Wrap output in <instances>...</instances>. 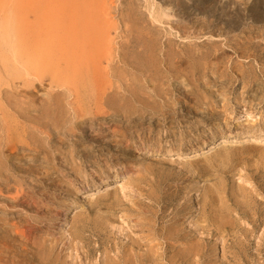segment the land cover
Wrapping results in <instances>:
<instances>
[{
	"label": "rangeland",
	"instance_id": "1",
	"mask_svg": "<svg viewBox=\"0 0 264 264\" xmlns=\"http://www.w3.org/2000/svg\"><path fill=\"white\" fill-rule=\"evenodd\" d=\"M14 1L0 0V22L7 18L15 21L25 15L29 6L27 0L17 7ZM104 1L109 6L110 16L116 17H111L113 27L108 32L111 44L106 56L109 54L111 61L102 60L108 69V81L105 82L108 92L116 85L117 71L123 73L121 79L125 86L149 89L155 86L159 89L160 85L167 95L154 96L155 109L168 102L170 105L166 103L165 107L170 108L171 113L165 118L143 116V119L129 121L116 115L100 113L94 116L95 106L91 105L92 112L88 113L86 104L84 107L77 103L79 99L75 96L74 99L73 96H60L57 101H52L55 106H47L48 93L52 89L65 91L67 86L60 83L65 85L68 79L62 81L63 78H58L54 79L58 84L50 83L48 73L41 84L34 76L25 75V69L11 59L6 46L8 42H0V264H264V140L258 144H228L211 152L195 154L192 159L194 173L186 172L181 166L183 158L152 155L153 149L173 147L177 140L188 139L190 135L186 127L197 130L210 109L220 123L229 118V112L241 111L242 114L248 112L246 114L258 116L255 126L249 127L245 123L234 130L264 131V0H212L209 14L214 11V16L206 14V19L198 11L195 13L194 4L207 0ZM130 1L134 6L131 7ZM149 1L154 4H148ZM124 2L130 7H125ZM148 6L152 7L151 10L157 8L154 13L169 6L167 13L172 16H158V23L152 19ZM130 17L136 18L137 25ZM214 17L218 19L213 20ZM29 18L31 20V16L27 20ZM224 19H228L229 24ZM128 23L136 27L132 25L129 29ZM144 23H147L146 27ZM126 24L128 30H123ZM206 24L208 28L201 29ZM133 28L135 33L139 32H136L138 29H143L144 33L134 35ZM225 30L227 33L223 32ZM127 31L132 36L125 38ZM209 35L215 37L213 41ZM144 39L152 42L149 45L157 51L154 53L153 49L154 55L147 53L155 57V63L159 62L151 68L144 66L145 51L143 58V55L135 58L129 54H135L133 50L142 43L144 45ZM131 41L140 43L139 47L132 50ZM121 46L125 51H119ZM170 48L175 49L176 56H169ZM117 51L132 57L136 63L124 55L129 65L125 64V71H116V60L120 55L123 57ZM5 56L10 59L6 60ZM156 56L162 59L157 60ZM110 63H115V68ZM3 65L10 66L5 68ZM135 67L138 68L136 71ZM148 76L151 80L146 79ZM109 77H113L112 80ZM110 84L113 85L109 87ZM2 89L12 91V97L5 98ZM200 101L199 107H194V103ZM101 126L104 127L101 129ZM112 165H119V171L124 169V176L120 181L91 191L88 198L71 212L73 223L68 238L64 239L54 209L71 190L70 182H76L92 166L103 174ZM214 241L220 247V254L212 252Z\"/></svg>",
	"mask_w": 264,
	"mask_h": 264
},
{
	"label": "bare ground",
	"instance_id": "2",
	"mask_svg": "<svg viewBox=\"0 0 264 264\" xmlns=\"http://www.w3.org/2000/svg\"><path fill=\"white\" fill-rule=\"evenodd\" d=\"M7 1V0H6ZM17 1V2H16ZM23 0H15L14 1V5L17 7ZM118 1V0H117ZM126 1V0H125ZM133 1V0H132ZM181 1V0H180ZM187 1V0H186ZM189 1V0H188ZM187 1V2H188ZM233 1V0H232ZM262 1V0H261ZM10 2V1H9ZM111 2V1H110ZM119 2H122L121 0H119ZM127 2V1H126ZM134 2V1H133ZM136 2V1H135ZM191 2V1H189ZM197 2V0H196ZM199 2V1H198ZM212 0H207V1H203L202 3H195L194 7H195V13L196 11H198V14H201L203 16V18L205 17L206 14H209V10L211 9V5L212 4ZM215 2V1H214ZM231 2V1H230ZM264 2V1H263ZM27 3H29V6L26 8L25 10V15H20V18H17L15 21H13L11 18H7L4 19L0 22V42L1 44L3 43H7V49L10 52L11 55V59H14V62L16 61L17 65L19 64V67H22V69H25V75L29 76H34V78L36 80H38V82H41L43 79L45 78V75L49 73V82L52 83L54 81V79H62V81H64V78L68 79L64 83H60V85L62 84V86H67L65 91H61L60 89H55L52 92L50 91V93H48V103L46 104L47 106H55L53 105L54 100H58L60 96L63 97H69L72 98L71 96H73L72 99H79L77 103L80 104H86V107L88 108V113L92 112L90 109L91 105L95 106V110L93 109L94 106H92L93 108V115L96 116L97 114H108L109 116L116 115L118 116V118L121 119H127L128 121L133 119V118H142L143 116L147 117L150 119V117H158L161 116L163 118L167 117L169 114L171 113L169 111V109L165 106H167L166 103L168 102H164L162 104H164L163 106H159L157 108L159 109H155L156 105H155V101H154V96L155 95H162L165 94L166 91L161 88V86L159 85V89H156V87L154 86V88L149 89L148 87H139V86H132V85H122V77L123 73H119L117 70L121 69L122 71H125L124 66L129 65V63L127 62V60H130L134 55L135 58L138 55L139 57L142 58L147 55V53H149L150 55H154L153 49H154V53L155 52V47L154 46H150L149 44L152 43H148L149 41L147 39L146 36L145 38H147L146 40L144 39V45L141 42L142 38H139L142 43L141 47L144 49L143 51L141 50V47H139L140 43L138 44V42H134L132 43V50L137 47L136 50H133V52L135 54L129 53L132 55V57L129 58V56H127V60L126 58H124L125 56L123 55V53H118L122 54L123 57L119 56L117 61V65H116V71L117 74L115 75L116 77V82H115V86L113 84H110V86H112L111 90L108 92V88L105 84L107 80V76H108V69L105 68V64L102 63V60L108 61L109 60V54L106 56L107 52H110V44H111V39H108V32L109 29L111 27H113V18L112 16H110V11L108 10V7L106 5V2L104 0H27ZM26 3V4H27ZM108 3V2H107ZM131 3V1H130ZM151 2L149 1L148 4H150ZM166 3V2H165ZM184 3V2H183ZM194 3V2H193ZM192 3V4H193ZM218 3V2H217ZM226 3V2H225ZM232 3V2H231ZM235 3V2H234ZM25 4V5H26ZM113 4V3H111ZM122 4V3H120ZM125 7L128 6L127 3L124 2ZM132 4V3H131ZM151 4H154L153 2ZM150 4V5H151ZM168 4V2H167ZM176 3H174L175 5ZM188 4V3H185ZM214 4V3H213ZM236 4V3H235ZM234 4V5H235ZM262 4V3H261ZM117 5V4H116ZM115 5V6H116ZM140 5V4H139ZM220 5V4H219ZM223 5V3H222ZM231 5L230 3L228 4V6ZM252 5V4H251ZM250 5V6H251ZM27 6V5H26ZM118 6V5H117ZM122 6V5H120ZM119 6V7H120ZM134 6V4L131 5V7ZM138 6V5H137ZM177 6V4H176ZM182 6V5H181ZM189 6V5H186ZM193 6V5H192ZM191 6V8H193ZM224 6V5H223ZM237 7L239 5H236ZM256 6V5H255ZM15 7V8H16ZM123 7V6H122ZM130 7V6H128ZM141 7V6H140ZM154 7V6H153ZM180 7V6H179ZM183 7V6H182ZM215 7V6H214ZM213 7V8H214ZM218 7V5H217ZM135 8V7H134ZM148 8H152L150 6H148ZM168 8H170L169 6H163L161 8L160 11H158L157 13H154L153 10L157 9H150V15L152 16V19L154 21H157L158 23L160 22V18L159 17H163V16H172L170 14L167 13ZM173 8V7H172ZM181 8V7H180ZM185 8V7H184ZM189 8V7H188ZM190 8V10H191ZM227 8V6H226ZM239 8V7H238ZM237 8V12L238 9ZM254 8V6H253ZM259 8V7H258ZM112 9V7H111ZM114 9V8H113ZM116 9V8H115ZM119 9V8H118ZM130 9V8H129ZM133 9V8H132ZM136 9V8H135ZM223 9V8H221ZM231 9V8H230ZM250 8H248L247 10H249ZM256 8H254L253 11ZM264 8H262L263 10ZM120 10V9H119ZM123 10V9H122ZM128 10V9H127ZM173 10V9H172ZM182 10V8H181ZM184 10V9H183ZM241 10V9H240ZM258 10V9H257ZM129 11V10H128ZM137 10H135L136 12ZM157 11V10H156ZM213 11V9L211 10ZM231 11V10H230ZM124 12V10H123ZM134 12V11H131ZM130 12V13H131ZM134 12V14H135ZM184 12V11H183ZM193 12V10H192ZM222 12V11H221ZM225 12V11H224ZM223 12V13H224ZM247 12V11H246ZM112 13V12H111ZM139 13V12H138ZM214 14V11L212 12ZM253 13V12H252ZM250 13V14H252ZM260 13V12H259ZM175 14V13H172ZM194 14V13H193ZM211 14V12H210ZM209 14V15H210ZM211 14V16L213 15ZM222 14V13H220ZM219 14V15H220ZM236 14V13H235ZM245 14V13H244ZM247 14V13H246ZM262 14V13H261ZM121 15V14H120ZM130 15V14H129ZM176 15V14H175ZM223 15V14H222ZM228 15V13H227ZM238 15V14H237ZM236 15V17H237ZM256 15V14H255ZM28 16H31V20ZM116 16V15H114ZM125 16V15H122ZM122 16H119V18H123ZM128 17V15H126ZM133 16V15H132ZM137 16V14H136ZM139 16V15H138ZM208 16V15H207ZM206 16V18H207ZM214 16V15H213ZM218 16V15H217ZM245 16V15H243ZM242 16V17H243ZM111 17L113 18L111 20ZM140 17V16H139ZM223 17V16H222ZM225 17V15H224ZM261 17V16H260ZM118 18V19H119ZM126 18V17H124ZM129 18V17H128ZM134 19V25L135 23V19L134 17H132ZM130 17V19H132ZM138 18V17H137ZM150 18V17H149ZM166 18V17H165ZM199 18H201V16L199 15ZM204 18V19H206ZM212 18L209 16V19ZM218 19L217 17H214L213 20ZM229 18V17H228ZM247 18V16H246ZM250 18V17H249ZM248 18V19H249ZM25 19V20H24ZM127 19V18H126ZM142 19V18H141ZM162 19V18H161ZM202 19V18H201ZM208 19V22L210 23ZM230 19V18H229ZM128 20V19H127ZM140 20V19H138ZM143 20V19H142ZM151 20V19H150ZM198 20V19H197ZM211 20V19H210ZM236 20V18H235ZM243 20V19H242ZM241 20V21H242ZM259 20V19H258ZM116 21V20H115ZM122 24L124 23L123 20ZM120 21V22H121ZM133 21V20H132ZM141 21V20H140ZM162 21V20H161ZM196 21V20H195ZM200 21V20H199ZM203 21V20H201ZM207 21V20H205ZM225 21V19H224ZM226 21H228V19H226ZM225 21V22H226ZM129 22V21H128ZM131 22V20H130ZM143 22V21H142ZM146 22V21H145ZM148 22V21H147ZM198 22V21H196ZM220 22V21H219ZM218 22V23H219ZM115 23V22H114ZM117 23V22H116ZM133 23V22H131ZM141 23V22H140ZM202 23V22H200ZM199 23V24H200ZM212 23V22H211ZM235 23V22H234ZM129 24V23H128ZM139 24V23H138ZM147 23H144V26ZM149 24H151V22H149ZM221 24V23H220ZM227 24V23H225ZM223 24V25H225ZM229 24V21H228ZM116 25V24H114ZM125 25V24H124ZM127 25V24H126ZM133 24H129V27L132 26ZM133 25V26H134ZM137 25V24H136ZM140 25V24H139ZM138 25V26H139ZM143 25V24H142ZM204 25V24H203ZM212 25V24H211ZM118 26V25H117ZM117 26H115L114 28H117ZM137 26V27H138ZM141 26V25H140ZM150 26V25H149ZM170 26V25H169ZM172 26V25H171ZM186 26V25H185ZM202 26V25H201ZM213 26V25H212ZM222 27V25H219ZM232 26V25H231ZM136 27V26H134ZM146 27V26H145ZM151 27V26H150ZM204 27V28H203ZM206 26H202L201 29H205ZM218 27V26H217ZM227 27L229 28V26L227 25ZM237 27V26H236ZM125 28L128 30V25L124 26L123 30H125ZM143 28V27H142ZM148 28V27H147ZM208 28V27H207ZM211 28V27H210ZM226 28V27H225ZM120 29V27H119ZM129 29H132L131 27ZM137 29V28H135ZM149 29V28H148ZM147 29V30H148ZM172 29V28H170ZM213 29V28H212ZM222 29V28H221ZM227 29V28H226ZM235 29V28H234ZM117 30V29H115ZM143 30V29H142ZM139 29L136 30L139 31L138 33H135L134 28H133V33L134 35L136 34H140ZM151 30V29H150ZM174 30V29H173ZM207 30V29H206ZM205 30V31H206ZM230 30V29H228ZM233 30V29H232ZM132 32V30H130ZM146 31V29H145ZM149 31V30H148ZM147 31V32H148ZM183 31V30H181ZM180 31V32H181ZM209 31V30H208ZM213 31V30H212ZM211 31V32H212ZM220 31V30H219ZM234 31V30H233ZM126 32V31H125ZM146 32V34H147ZM151 32V31H150ZM184 32V31H183ZM182 32V33H183ZM210 32V31H209ZM214 32V31H213ZM218 32V31H216ZM223 32H226L223 31ZM115 33V32H114ZM117 33V32H116ZM123 33V32H122ZM144 33V32H143ZM221 33V31H220ZM227 33V32H226ZM230 33H232L230 31ZM126 34V33H124ZM151 33H148V35ZM154 34V33H153ZM180 34V33H178ZM206 34V33H205ZM209 34V33H208ZM213 33H211L212 35ZM218 34V33H217ZM229 34V33H228ZM130 35L132 36L131 33H128L127 31V35L125 36V38ZM152 35V34H151ZM155 35V34H154ZM152 35V36H154ZM207 35V34H206ZM209 35V36H211ZM214 35V34H213ZM225 35V33H224ZM222 34V37L224 36ZM115 36V35H114ZM119 36V35H118ZM140 36V35H139ZM137 36V37H139ZM142 36V34H141ZM144 36V35H143ZM151 36V38H152ZM156 36V35H155ZM154 36V37H155ZM207 36V37H209ZM116 37V36H115ZM123 37V36H122ZM122 37H120V40L122 39ZM136 37V38H137ZM150 37V36H149ZM158 37V36H156ZM217 37V36H216ZM227 37V36H226ZM132 38V37H131ZM129 37V39H131ZM134 38V39H136ZM215 38L213 36H211V39ZM219 38V37H218ZM224 38V37H223ZM229 38V37H228ZM115 39V38H114ZM113 39V40H114ZM128 39V38H127ZM128 39V40H129ZM155 39V38H154ZM210 39V38H209ZM251 39V38H250ZM112 40V41H113ZM150 41H152L151 39H149ZM157 40V38H156ZM208 40V39H207ZM215 40V39H214ZM227 40V39H225ZM248 40V38H247ZM263 40V39H261ZM115 41V40H114ZM123 41H124V37H123ZM125 41H127L125 39ZM136 41V40H135ZM148 41V42H146ZM155 41V40H153ZM213 41V39H212ZM253 41V40H252ZM255 41V40H254ZM116 42V41H115ZM122 42V40H121ZM130 42V40H129ZM157 42V41H156ZM155 42V45H156ZM169 42V41H168ZM167 42V43H168ZM117 43V42H116ZM124 43V42H123ZM158 43H159V39H158ZM171 42H169L170 44ZM214 43V42H213ZM217 43V42H216ZM215 43V44H216ZM235 43V42H233ZM246 43V42H245ZM255 43V42H254ZM259 43V41H258ZM257 43V44H258ZM115 44V43H113ZM122 44V43H121ZM128 44V43H126ZM126 44H125V48H126ZM148 44V45H147ZM166 44V43H165ZM164 44V45H165ZM208 44V43H207ZM209 44H212L209 42ZM218 44V43H217ZM216 44V45H217ZM228 43L226 42V45ZM256 44V43H255ZM118 45V43H117ZM152 45V44H151ZM163 45V46H164ZM168 46V44H166ZM171 46L173 45L172 43L170 44ZM175 45V44H174ZM215 45V46H216ZM220 45V44H219ZM217 48H219V50H221L220 45ZM224 45V44H223ZM225 45V46H226ZM248 45V44H247ZM261 45V44H260ZM158 47V44L156 45ZM159 46H161L159 44ZM170 46V47H171ZM176 46V45H175ZM208 46V45H207ZM212 46V45H210ZM231 46V44H230ZM259 46V45H258ZM128 47V46H127ZM156 47V48H157ZM214 48V46H212ZM232 47V46H231ZM112 48V46H111ZM117 48V47H115ZM120 48V47H119ZM121 50L122 51L125 49H123V46H121ZM167 48V47H164ZM162 47V49H164ZM174 48V47H173ZM233 48V47H232ZM249 48V47H248ZM129 49V48H127ZM131 49V48H130ZM138 49L140 51H138ZM161 49V48H159ZM162 49L160 51H162ZM172 48H170V53L169 56H176L177 52L174 50H171ZM177 49V48H176ZM216 49V47H215ZM222 49H225L222 47ZM230 50V48H228ZM241 49V48H240ZM245 49V48H243ZM242 49V50H243ZM253 49V47H252ZM150 50V52L148 51ZM152 50V51H151ZM158 50V49H157ZM166 50V49H165ZM213 50V49H212ZM250 50V49H249ZM128 51V50H127ZM131 51V50H130ZM145 51V53H143ZM148 51V52H147ZM166 51V52H167ZM216 51V50H215ZM246 51V49L244 50V52ZM248 51V50H247ZM252 51V50H251ZM250 51V52H251ZM114 52V50H113ZM129 52V51H128ZM159 52V50H158ZM164 51H162L163 53ZM166 52H165V56H166ZM180 51H178L179 54ZM243 52V53H244ZM248 52V53H250ZM126 53V52H124ZM217 53V51H216ZM235 53V52H234ZM247 53V52H246ZM113 54V53H110ZM117 54V53H116ZM127 54V53H126ZM128 54V55H129ZM145 54V55H144ZM148 54V55H149ZM168 54L166 57H168ZM219 54V53H218ZM115 55V54H114ZM141 55V56H140ZM146 56L145 61H144V66L145 67H154L155 64V57L153 56ZM162 55V54H161ZM209 55V52H208ZM215 55V54H214ZM242 55V54H241ZM112 57V55H110ZM116 56V55H115ZM159 56V55H158ZM164 56V55H163ZM188 56V55H187ZM221 56V55H220ZM246 55H244L245 57ZM249 56V54L247 55V57ZM110 57V58H111ZM6 60H9L10 57L9 56H5L4 57ZM141 58V59H142ZM157 58V56H156ZM161 57L157 58L160 59ZM171 58V57H169ZM176 58V57H175ZM178 58V57H177ZM116 58H114L113 60H115ZM133 59V58H132ZM131 59V60H132ZM140 58H137V60H139ZM162 59V58H161ZM167 59V58H164ZM196 59V58H195ZM130 60V62H131ZM136 60V61H137ZM170 60V59H169ZM172 60H174V58H172ZM193 60V59H192ZM199 60V59H197ZM111 61V59L109 60V62ZM167 61V60H166ZM13 62V60H12ZM133 63L135 62V60L133 59L132 61ZM142 62V60H141ZM161 62V61H160ZM164 62V61H163ZM173 62V61H171ZM174 62H178L176 60H174ZM203 62V61H202ZM205 63L207 61H204ZM120 63V64H119ZM127 63V64H126ZM136 63V62H135ZM138 63V61H137ZM159 63V62H158ZM157 63V64H158ZM166 63V62H165ZM197 63V62H196ZM199 63V62H198ZM104 64V66L102 65ZM113 64V63H110ZM115 64V63H114ZM113 64V65H114ZM126 64V65H125ZM140 64V63H139ZM164 64V63H163ZM170 64V62H169ZM175 64V63H174ZM204 64V63H203ZM112 65V66H113ZM194 65H198V64H194ZM224 65V64H223ZM5 68H8V66L10 65H3ZM132 66V64H131ZM129 66V67H131ZM136 66V64H135ZM172 66V65H171ZM170 66V67H171ZM176 66V65H175ZM174 66V67H175ZM178 66V65H177ZM176 66V67H177ZM202 66V65H201ZM212 66V65H211ZM214 66V65H213ZM115 68V65L113 66ZM127 67V66H126ZM133 67V66H132ZM138 67V66H137ZM142 67V66H139ZM161 67V66H160ZM173 67V68H174ZM206 67V66H204ZM224 67V66H223ZM227 67H230L229 65ZM243 67V66H242ZM150 68H148L149 70H151ZM156 68H159L156 67ZM155 68V69H156ZM169 68V67H168ZM133 69V68H131ZM138 68L135 67V71ZM146 69V68H144ZM143 69V70H144ZM153 69V68H152ZM213 69V68H212ZM216 69V68H215ZM236 69V68H235ZM241 69V68H240ZM113 70V68H112ZM110 70L112 73L113 71ZM120 70V71H121ZM139 70H141L139 68ZM154 70V69H153ZM157 70V69H156ZM159 70V69H158ZM210 70V69H209ZM228 70V68H227ZM115 71V72H116ZM129 71V70H128ZM145 71V70H144ZM142 71V73L144 72ZM155 71V70H154ZM153 71V72H154ZM215 71V70H214ZM23 72V71H21ZM114 72V73H115ZM130 72H132L130 70ZM146 72V71H145ZM144 72V73H145ZM152 72V73H153ZM159 72V71H158ZM231 72V71H229ZM51 73V75H50ZM126 73V72H124ZM141 73V71H140ZM148 75L150 74L149 72H146ZM156 73V72H155ZM211 73V72H210ZM136 74V72L134 73ZM138 74V73H137ZM212 74V73H211ZM214 74V73H213ZM217 74V73H216ZM128 76V74H125ZM146 75V74H145ZM110 76V75H109ZM113 76V75H112ZM126 76V77H127ZM136 76V75H135ZM138 76V75H137ZM140 76V75H139ZM147 76V75H146ZM227 76V75H226ZM225 76V77H226ZM28 77V76H27ZM114 77V78H115ZM149 77V76H148ZM146 79H150L151 75L149 78ZM154 78V76H152ZM151 77V78H152ZM156 77V76H155ZM111 78V77H109ZM113 78V77H112ZM111 78V80H112ZM131 78V77H130ZM58 79V80H59ZM65 79V80H66ZM134 79V78H133ZM138 79V78H137ZM155 79V78H154ZM33 80V79H32ZM58 80H55L57 82L54 81V84H58ZM132 80V79H129ZM136 81V78L134 79ZM142 80V79H141ZM148 80V81H149ZM70 81V82H69ZM115 81V79H114ZM133 81V80H132ZM147 81V80H146ZM69 82V84H67ZM128 82V81H127ZM131 83V81H129ZM136 82H139L136 81ZM135 82V84H136ZM179 82V81H178ZM32 83V82H31ZM110 83V81H109ZM141 84H143V82H140ZM180 83V82H179ZM208 83V82H207ZM67 84V85H66ZM72 84V85H70ZM125 84V83H124ZM133 84V83H132ZM181 84V83H180ZM59 85V86H60ZM69 85V86H68ZM154 85V84H153ZM152 85V86H153ZM207 85V84H206ZM214 85V84H213ZM58 86V88H59ZM145 86V85H144ZM178 86V84H177ZM158 87V86H157ZM163 87V86H162ZM215 87V86H214ZM204 89V87H202ZM210 91H212L211 86L209 87ZM65 89V88H64ZM63 89V90H64ZM202 89V90H203ZM215 89V88H214ZM219 89V88H218ZM3 90V89H2ZM68 90V91H67ZM201 90V89H200ZM201 90V92H202ZM206 91V90H205ZM208 91V90H207ZM216 91V90H215ZM6 94L4 97L5 98H10L13 95L12 91H8V90H3L1 93ZM221 92V91H220ZM226 92V91H225ZM170 93V92H169ZM176 93V92H175ZM197 93V92H196ZM198 94V93H197ZM200 94V92H199ZM212 93L208 94V96H210ZM223 94V93H222ZM221 94V95H222ZM167 95V94H165ZM164 95V96H165ZM201 95V94H200ZM199 95V96H200ZM206 95V94H205ZM215 95V94H214ZM217 95V94H216ZM215 95V96H216ZM3 96V95H2ZM75 96V97H74ZM218 96V95H217ZM225 96V95H224ZM162 97V96H161ZM168 97V96H167ZM213 97V95L211 96ZM222 97V96H221ZM149 98H153V100H149ZM197 98V97H196ZM203 98V97H202ZM207 98V97H206ZM223 98V97H222ZM235 98V97H234ZM215 99V98H213ZM226 100L227 97L225 98ZM76 100V101H77ZM166 100V99H165ZM178 100V99H177ZM183 100V99H182ZM199 100V99H198ZM203 100V99H202ZM167 101V100H166ZM180 101V100H179ZM207 101V100H206ZM225 101V100H222ZM233 101V100H232ZM177 102V101H176ZM205 102V101H204ZM228 102V101H227ZM231 102V101H230ZM179 104H181V101L178 102ZM177 103V104H178ZM226 102H224L225 104ZM159 104V103H158ZM169 104V103H168ZM176 104V103H175ZM194 107L198 106L201 104H198V102L194 103ZM204 104V103H203ZM206 104V103H205ZM211 104V103H210ZM222 104V103H221ZM228 104V103H227ZM227 104L225 105L227 107ZM230 104V103H229ZM228 104V105H229ZM234 104V102H233ZM232 104V105H233ZM170 105V104H169ZM168 105V106H169ZM173 105V104H172ZM185 105V104H184ZM215 105H217L215 103ZM81 106V105H80ZM145 106V107H144ZM85 107V105H84ZM193 107V108H194ZM199 107V106H198ZM197 107V108H198ZM202 107V106H201ZM208 107V106H206ZM218 107V105H217ZM107 108V109H106ZM178 108V107H177ZM210 108V106H209ZM215 108V107H214ZM195 109V108H194ZM200 109V108H199ZM218 109V108H217ZM84 110V109H83ZM112 110L113 113H109ZM208 110V109H207ZM216 110V109H215ZM225 110H228L227 108ZM109 111V112H108ZM172 112L173 109L171 110ZM209 111V110H208ZM201 112V111H200ZM204 112V111H203ZM224 112V111H223ZM227 112V111H225ZM224 112V113H225ZM229 112V111H228ZM227 112V114H228ZM211 113V114H210ZM243 112L241 111H237L236 113H230L229 112V118H225L223 120L222 123H220L219 121H216V118L212 116L213 112L212 109H210L209 115H207L208 117L204 118L201 120V123L198 127L197 130H193L191 128V126L186 127L187 132H189V138L185 140H181L177 143L176 145H174L173 147H162V148H156L152 150V155H170V156H177L178 158H183V162L181 163V166L186 169V172L188 171L191 173L195 172V165L194 162L192 161L193 157L195 154H200V153H205V152H211L213 151L216 147H221V146H225L228 144L231 145H237V144H258L261 143V141L264 140V131L262 130H256V131H244V132H237L235 131V127L237 128V126H240L242 124L247 123L248 125L251 126H255L257 123V119L258 116H254L252 114H246L248 112H244L245 114H242ZM83 114V113H82ZM174 114V113H173ZM206 114V113H205ZM208 114V113H207ZM102 116V115H101ZM105 116V115H104ZM216 116V114L214 115ZM112 117H110L112 119ZM143 117V118H144ZM173 117V116H172ZM142 118V119H143ZM242 118V119H241ZM94 119V118H93ZM97 119V117H96ZM99 119V118H98ZM114 122H116L115 117L113 118ZM218 119V118H217ZM88 120V119H87ZM139 119H136V121ZM148 120V119H147ZM155 120V119H154ZM159 120V118L157 119ZM208 120H210L211 122H208ZM121 121V120H120ZM119 121V122H120ZM135 121V120H134ZM135 121V122H136ZM141 121V120H140ZM146 121V120H144ZM108 122H110L108 120ZM133 122V121H132ZM143 122V121H142ZM102 124V122L100 123ZM129 124H131V122H129ZM136 124V123H135ZM133 124V125H135ZM137 124H139L137 122ZM136 124V125H137ZM149 124V123H148ZM135 125V126H136ZM246 125V126H248ZM104 126H101V129ZM137 128V127H136ZM94 131H96L94 129ZM138 137V136H137ZM114 139V138H113ZM132 140V138H131ZM130 140V141H131ZM174 142V141H172ZM124 144V143H123ZM174 144V143H173ZM138 149L140 150L141 147ZM143 149V148H142ZM149 151V150H148ZM153 157V156H151ZM141 160V159H140ZM119 166V165H118ZM116 165H112L110 167H108V171L101 174L97 169L96 166H92L87 173H82L80 175V177L77 179L76 182L73 181H69L70 185H71V190H69L61 199H60V204L58 206L55 207V218L58 220L59 222V228H60V232L63 236L64 239H66V237L68 238L69 236V228L72 225V219H71V212L78 206H80L87 198L88 196L91 194V191L99 188L100 186H107L110 185L114 182L120 181L121 177L124 176V169L119 171V168ZM138 167V166H137ZM70 180V179H69ZM193 201H191L192 204ZM194 225L197 226V222H194ZM111 227V226H110ZM118 231H120L118 229ZM122 232V231H120ZM157 240V239H156ZM220 247H218L217 242L214 241L212 243V252H214L215 254H220ZM85 261V260H84ZM94 262V261H93Z\"/></svg>",
	"mask_w": 264,
	"mask_h": 264
}]
</instances>
